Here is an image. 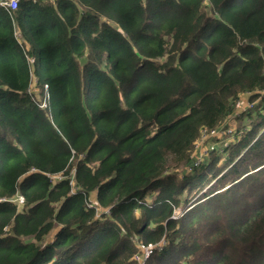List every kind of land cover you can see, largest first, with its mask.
<instances>
[{"label":"trees","instance_id":"obj_1","mask_svg":"<svg viewBox=\"0 0 264 264\" xmlns=\"http://www.w3.org/2000/svg\"><path fill=\"white\" fill-rule=\"evenodd\" d=\"M179 263L264 264V0L0 7V264Z\"/></svg>","mask_w":264,"mask_h":264},{"label":"rangeland","instance_id":"obj_2","mask_svg":"<svg viewBox=\"0 0 264 264\" xmlns=\"http://www.w3.org/2000/svg\"><path fill=\"white\" fill-rule=\"evenodd\" d=\"M226 121H229V122H231L232 123V121H234V118H232V117H229ZM225 123L223 122V124H222V129H220V131H217V132H215L214 134H209V135H207V136H205V134H203L202 135V137L197 141V143H196V145L194 146V151H196L197 152V155H198V158H199V161L198 162H201V161H204V158L205 157H207V156H209V152H207V150H206V148L204 147L205 145H206V143L208 142L209 143V145L211 146L212 144H214L217 140H219V142H224V143H226V141L228 140V138H230V137H225L226 136V133H227V131H225L226 130V126H223ZM225 125H227V124H225ZM220 127V128H221ZM219 130V129H218ZM223 131H224V133H223ZM203 136H205V138L204 139H202L203 138ZM209 146V147H210ZM189 170V169H188ZM187 170V171H188ZM212 170V168L211 169H209V171H211ZM181 175V173L179 172L178 173V177ZM247 179H245V181H246ZM204 182H205V180H204ZM204 182H202V183H204ZM206 183V182H205ZM200 188H198V187H196V188H193L192 187V189L191 190H189V189H186L185 190V195H186V197L187 198H190L191 200H196V201H198L197 203H196V205H198V210H200V209H204L205 210V212H206V214L204 215V214H199L198 216H197V219H196V221H198L199 223H202V222H204V221H210V220H212V219H214V218H216L217 217V213L216 212H214L212 209H211V207H208V208H205L204 206H202L201 204H200V197H198V195L200 194ZM208 192H211L210 190L208 191ZM219 195L220 194H218V195H216V196H214V197H212V202H213V206L215 207V208H219V207H221V206H223V205H225L226 203H228V201H226V199H224V198H221V199H218V197H219ZM94 197V195L93 194H91V198H93ZM184 196H182V198H183ZM94 200V199H93ZM190 200V201H191ZM195 205V206H196ZM199 206H202V207H199ZM176 212H178V211H176ZM218 212H219V209H218ZM194 221V220H193ZM193 221H188L185 225H184V227H183V229H184V231H186V233L185 234H180L179 236H178V240H183L184 242H185V244H186V246H187V249L189 250V251H191V252H195L196 250H201V251H204V252H208L209 251V249H210V246L211 245H213V242H214V237L213 236H211V235H198V236H196L194 233H191V232H193V231H197V232H201V229H202V227L200 226V224H198V225H195L196 223H194V227H190V224L193 222ZM176 240V239H175ZM163 245V244H162ZM176 246H178V245H176ZM146 250H143L141 253H142V255H143V258H146L150 253H148V254H145L144 252H145ZM187 260L189 261V257L187 258ZM180 264V263H179Z\"/></svg>","mask_w":264,"mask_h":264},{"label":"built area","instance_id":"obj_3","mask_svg":"<svg viewBox=\"0 0 264 264\" xmlns=\"http://www.w3.org/2000/svg\"><path fill=\"white\" fill-rule=\"evenodd\" d=\"M33 1H35V0H33ZM20 2H21V0H0V7L9 13V12H12L15 9H17ZM47 93H48L47 85L45 84L44 85V98H45V100H43V102L40 104V107L45 108L47 106V103H46V100L48 99ZM14 201H16L17 204H19V205H21L23 203V199L20 196L18 198H16ZM149 250H151V249L146 250V254L149 253L148 252Z\"/></svg>","mask_w":264,"mask_h":264},{"label":"clouds","instance_id":"obj_4","mask_svg":"<svg viewBox=\"0 0 264 264\" xmlns=\"http://www.w3.org/2000/svg\"><path fill=\"white\" fill-rule=\"evenodd\" d=\"M20 195L19 194H16L13 198H11V199H9L8 201L10 202V201H12V202H16V201H14L16 198H18ZM22 199H23V197L22 196H20ZM3 200H5L6 201V198H3ZM16 204H17V202H16ZM18 206H19V204H17ZM153 248H151V250H152ZM151 250H149L148 252L149 253H151ZM145 254H146V251L144 252Z\"/></svg>","mask_w":264,"mask_h":264},{"label":"crops","instance_id":"obj_5","mask_svg":"<svg viewBox=\"0 0 264 264\" xmlns=\"http://www.w3.org/2000/svg\"><path fill=\"white\" fill-rule=\"evenodd\" d=\"M224 123L227 124V125H230V124H231V122H229V121H225ZM225 124H224V126H225ZM220 127H221V126L218 127L219 130H217V131H220V129H222V127H221V128H220ZM217 131H216V130H213V131L210 132V134H214V133L217 132ZM231 138H232V137L228 138V140L231 139ZM1 200H2V199H1Z\"/></svg>","mask_w":264,"mask_h":264}]
</instances>
